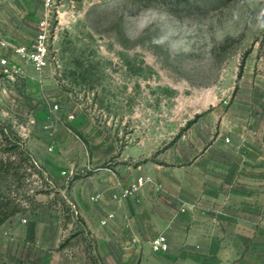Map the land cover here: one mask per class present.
Returning a JSON list of instances; mask_svg holds the SVG:
<instances>
[{
    "label": "rangeland",
    "instance_id": "rangeland-1",
    "mask_svg": "<svg viewBox=\"0 0 264 264\" xmlns=\"http://www.w3.org/2000/svg\"><path fill=\"white\" fill-rule=\"evenodd\" d=\"M48 24L43 114L11 112L24 85L0 71V127L51 162L26 149L25 215L72 210L81 151L86 173L98 153L99 169L133 175L126 190L155 168L181 172L190 147L196 158L216 140L231 146L242 129L264 148V0H57Z\"/></svg>",
    "mask_w": 264,
    "mask_h": 264
},
{
    "label": "crops",
    "instance_id": "crops-1",
    "mask_svg": "<svg viewBox=\"0 0 264 264\" xmlns=\"http://www.w3.org/2000/svg\"><path fill=\"white\" fill-rule=\"evenodd\" d=\"M48 16L42 0H0V38L8 42L0 48V60L10 62L12 73L5 77L21 80L25 89V98L11 95L16 115L43 114L37 101L49 97L48 81L15 54L32 44ZM252 133L242 129L231 146L218 140L202 145L196 158L190 147L181 172L141 173L137 178L152 182L120 200L114 197L136 178L99 169L98 153L86 173L81 151V170L69 192L72 210L57 217L41 205L6 222L0 228V264H264V148ZM25 147L51 165L43 148L32 149L29 142ZM66 175L59 178L62 183ZM111 213L114 219L103 225ZM161 234L170 249L155 253L151 242Z\"/></svg>",
    "mask_w": 264,
    "mask_h": 264
},
{
    "label": "trees",
    "instance_id": "trees-1",
    "mask_svg": "<svg viewBox=\"0 0 264 264\" xmlns=\"http://www.w3.org/2000/svg\"><path fill=\"white\" fill-rule=\"evenodd\" d=\"M82 2L84 0H76ZM0 228L34 203L29 179L35 166L19 136L0 127Z\"/></svg>",
    "mask_w": 264,
    "mask_h": 264
},
{
    "label": "built area",
    "instance_id": "built-area-1",
    "mask_svg": "<svg viewBox=\"0 0 264 264\" xmlns=\"http://www.w3.org/2000/svg\"><path fill=\"white\" fill-rule=\"evenodd\" d=\"M44 2L45 8L50 11V9L56 4L57 0H42ZM49 38H50V30L48 20H44L39 24L38 33L33 40L30 46H20L15 50V54L23 61L30 62L35 71L42 75L45 71L48 58L50 53L49 46ZM8 42L2 38H0V48H7ZM0 67L2 68V73L5 75H11L12 69L10 68V62L6 58H2L0 60ZM58 106L54 107V110H57ZM70 119H74V116H70ZM227 142L229 140L227 139ZM66 173H64L65 175ZM149 180L140 178L138 182L124 190L120 197H114L116 200L128 198L130 196H134L137 192L143 188ZM115 215L113 213L109 214L103 221L102 224H107L108 221L113 220ZM151 248L155 253H166L169 251L170 246L168 239L165 235L161 234L154 238L151 242Z\"/></svg>",
    "mask_w": 264,
    "mask_h": 264
}]
</instances>
